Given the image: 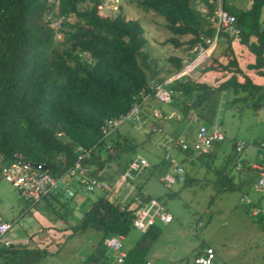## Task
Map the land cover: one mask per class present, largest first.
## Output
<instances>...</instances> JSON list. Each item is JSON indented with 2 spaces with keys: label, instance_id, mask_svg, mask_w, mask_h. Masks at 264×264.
<instances>
[{
  "label": "trees",
  "instance_id": "trees-1",
  "mask_svg": "<svg viewBox=\"0 0 264 264\" xmlns=\"http://www.w3.org/2000/svg\"><path fill=\"white\" fill-rule=\"evenodd\" d=\"M103 1L0 0V160L12 162L19 154L23 161L32 165H45L48 173L61 177L67 186L71 185L68 188L75 189L76 184H73V177L69 173L76 160L75 148L80 145L91 149L90 157L85 160L90 174L106 180L110 186L104 191H94L96 196L88 208L74 225H69L71 234L88 230L98 234L96 243L82 257L81 264L104 263L108 250L103 240L111 235H122L124 239L135 229L129 203L121 208L115 201L111 186L134 159L138 144L133 137L117 129L104 137L101 127L105 120L125 114L134 104L142 103L143 95L152 94L154 84H151L147 74L150 73L152 78L158 74V70L152 67L155 60L144 50L146 37L139 20L125 19L121 2L116 12H99L97 6ZM130 2L145 12L161 16L167 30L176 36L168 39L176 47L183 44L187 48L198 43L204 45L205 39L213 38L217 0ZM198 5H203L206 11L202 12ZM221 6L235 16L238 40L254 55V62L247 67L264 76V27L260 21L264 0H251L250 7L245 10L228 8L227 0H221ZM57 20L58 26L55 25ZM186 35H190V38L180 39ZM251 37L255 40H251ZM220 39L228 42L227 62L211 58V62L201 71H227L232 73L228 79L217 86L191 77L186 80L176 78L170 82L174 95L169 103L175 104L181 98L184 118L190 109L200 107L216 89L232 88L234 94L242 91L250 99L254 94H259L263 87L253 84L239 67L230 48L233 38L220 30L216 42ZM170 61L174 65L168 71L170 75L178 73L185 64L177 57H171ZM199 61L196 63L200 64ZM237 74L243 76L242 82L237 80ZM164 80L157 78L155 83ZM262 97L259 94L255 101L251 100V105L255 106ZM200 115L203 121L212 123L211 112L209 116L202 112ZM146 120L143 116L142 121ZM222 141L196 158L192 157L195 155L192 151L174 147L175 153L179 152L181 157L178 158L176 154L172 156L187 168L181 188L193 182L189 174L195 161H202L205 166L211 164ZM235 143H232L226 159L214 167L217 182L215 193L220 195L237 191L250 196L254 192L257 194L255 200L251 199L248 204L244 201L241 203L248 207L249 213L252 207H259L262 212L256 216L263 213L264 217V191L258 193L252 189L257 179V174L249 166L254 151H249L250 159L241 160L243 169L238 171L234 169L237 162ZM163 161L168 168L169 163L164 157ZM188 161L193 165L189 166ZM138 188V204L152 198L141 192L142 184H138ZM61 191L58 189L50 196L51 207L58 205L64 208L68 203H60ZM76 194L75 190L73 196ZM213 199L214 194L210 202ZM25 203V210L34 205L27 201ZM158 233L156 224L145 232L139 231L133 246L125 251L126 256L121 264H144L148 261V251ZM34 250L7 245L0 249V258L8 259L5 264H18Z\"/></svg>",
  "mask_w": 264,
  "mask_h": 264
},
{
  "label": "rangeland",
  "instance_id": "rangeland-1",
  "mask_svg": "<svg viewBox=\"0 0 264 264\" xmlns=\"http://www.w3.org/2000/svg\"><path fill=\"white\" fill-rule=\"evenodd\" d=\"M120 2L124 18L137 19L144 28L146 37L144 50L148 51L151 58L155 60L152 67L158 70L155 78H152L150 73L147 74L151 84H155L157 78L167 80L171 76L174 77L168 74V71L174 67L170 61L171 57L180 58L187 64L196 59L201 52L212 47L214 56L219 61L226 62V56L223 54L225 42L222 39L213 43L212 38L209 41L211 43L206 40L204 45L198 43L191 48H187L185 44L176 47L168 41L175 35L167 30L161 16L143 11L130 0ZM250 3L251 0H227L228 8L232 9L245 10L250 7ZM198 8L202 12L206 11L203 5H198ZM102 12L105 13L104 10ZM260 21L264 26V6L261 10ZM58 22L59 20L55 22L56 26ZM229 37L233 38L236 52L238 49L244 52L239 54L241 57V65H239L243 72L253 84L263 86L259 90V94L263 97L255 106H252L251 102L255 101L259 94H254L249 99L242 91L234 94L231 91L232 88L216 89L214 93L208 95L200 107L190 109L187 117L184 118L181 98L172 104L160 102L149 94L143 100V102L146 101V105L142 106V102L140 110L141 116L147 120L145 122L127 120L117 127L118 132L126 133L137 141L136 155L144 157L149 165L144 175L141 173L139 176L126 179L119 189L117 188L118 190L112 184L111 192L117 190L115 201L120 204L121 208L128 203L130 207L132 202L131 206L135 205L137 202L135 199L139 196L138 184H142L141 192L156 198L173 218L167 224L156 222L159 228L158 237L147 254L148 260L153 264H192L195 253L201 246H210L215 250L212 264H264L263 213L252 217L248 207L241 203V197L244 195L237 191L220 195L215 193L217 182L214 167L226 159L231 151L232 143L243 142L247 150L253 144L264 141V76L255 69L247 67L251 59L248 53L241 50L243 47L237 43L238 35ZM188 38L190 35L180 39ZM224 53L227 55V49ZM250 54L253 59V54ZM199 60L200 64L197 68L191 70L192 79L199 82L204 81L210 86H217L232 75L227 71L214 70L212 75L206 79L200 76L199 71L202 73L200 68L211 62V55L203 57L202 54ZM182 80H186L185 77ZM237 80L242 82L243 76L237 74ZM153 111H156L157 115L161 113L162 115L155 116ZM201 112L205 116H209L211 112L212 123L218 124L225 138L218 146L213 162L208 163V166H205L202 161L198 162L199 160L195 161L194 165L188 161L189 166L193 165L189 174L193 178L191 185L181 188L180 184L174 183L168 187L163 178L169 171V165L167 168L163 157L166 153L181 157L179 152L174 151V141L184 139L189 142L192 139L190 132L195 133L197 124L192 123L191 119L193 114L200 118ZM197 155L192 157L196 158ZM236 160H238L237 156ZM69 174L73 177V184H76L75 189L78 188L79 181L76 173ZM68 187L71 185L67 186L64 182L59 183L58 189L63 193L59 201L62 204L68 201L64 208L50 205L49 196L55 194L58 190L55 189L49 196L25 210L26 203L18 190L0 176V215L11 224L6 236L13 239L17 246H29L35 249L18 264H81V258L91 251L98 239V234L94 230L75 233L71 236L68 235L69 231L66 234L57 232V226L74 225L78 216L76 208L85 209L96 196V192L89 193L87 198L77 193L75 198L70 199L71 196L67 193ZM213 194L215 199L210 202ZM246 195L250 199L254 198L253 200L257 197L254 192L250 196ZM75 203L78 204L77 207L74 206ZM262 208L264 209L263 206ZM259 217H261V223ZM138 235L139 231L132 229L122 240V250H129ZM37 250L40 251L36 252Z\"/></svg>",
  "mask_w": 264,
  "mask_h": 264
},
{
  "label": "built area",
  "instance_id": "built-area-1",
  "mask_svg": "<svg viewBox=\"0 0 264 264\" xmlns=\"http://www.w3.org/2000/svg\"><path fill=\"white\" fill-rule=\"evenodd\" d=\"M121 0H104L103 3L98 4L97 9L103 13L102 10L107 12H116ZM212 1V0H210ZM214 37L218 35L221 30L226 32L229 36H237L239 29L236 25V19L233 14L224 10L221 6V2L217 0V7L214 10ZM210 39H205V41ZM212 40V39H211ZM211 43V42H209ZM211 45V44H209ZM208 45V46H209ZM208 48V47H207ZM209 49V48H208ZM207 50V49H206ZM201 52L196 60L206 51ZM193 61L183 65V68L176 73L177 76H171L163 82H158L153 85L152 95L160 102H171L174 91L170 86V82L176 78L187 79L191 77L190 73L197 63L193 64ZM148 96V95H146ZM143 95V100L146 98ZM141 103L134 104L133 107L125 114H121L116 118H110L105 120L104 125L101 127L103 136H108L124 121H141L142 116L140 114ZM159 113V112H158ZM161 113V112H160ZM153 115H157L156 111H153ZM192 123L197 124V129L193 138L188 142L184 139H176L174 146L179 147L181 150H189L195 154L208 153L214 144L224 139V133L217 123H207L201 118L193 114L191 119ZM246 144L240 141L235 143V151L238 157L235 169H243L242 157L247 150H253L254 158L249 162L250 168L257 174V179L254 182L252 189L255 192L262 193L264 191V141L253 144L246 151ZM76 160L73 169L70 171L75 172L77 180L79 181L78 188L84 194L93 193L94 191H104L109 189V183L104 179H99L96 176L90 174V168L85 164V160L90 157L91 149H86L80 145L76 146ZM18 157L12 162H3L0 160V176L13 187H15L20 193L21 197L29 204H36L43 197L49 195L53 190L59 188V183L63 182L61 177H56L48 173L45 169H42L41 164L32 165L29 162L23 161L19 154ZM164 159L169 163V171L165 173L163 181L169 187L174 183L182 184L185 179L186 170L179 159L172 156L170 153L164 155ZM148 161L141 155H136L131 160L126 169L120 175V178L114 182L115 188H119L123 181L128 178H134L143 173L148 167ZM171 171V172H170ZM134 176V177H133ZM76 189L68 188L67 193L69 196L74 195ZM130 203L128 209L131 210L133 215V227L140 231L145 232L149 227L154 226L157 221L167 224L172 221V215L163 207L162 204L156 198H150L147 202L138 204ZM241 201L250 203L251 199L244 195L241 197ZM262 211L259 207L254 206L250 210V214L256 216ZM11 228V224L7 222L0 215V249L3 246L10 245L6 240V235ZM122 235H111L103 240V245L108 250V254L104 257V263L102 264H121L125 259V251L122 250ZM215 258V250L210 246H201L195 253L192 264H212ZM144 264H153L148 260Z\"/></svg>",
  "mask_w": 264,
  "mask_h": 264
},
{
  "label": "crops",
  "instance_id": "crops-1",
  "mask_svg": "<svg viewBox=\"0 0 264 264\" xmlns=\"http://www.w3.org/2000/svg\"><path fill=\"white\" fill-rule=\"evenodd\" d=\"M220 1V0H219ZM263 9V8H262ZM261 26H262V23H261ZM262 27H264V26H262ZM251 40H255V38L254 37H251ZM224 41V40H223ZM225 42V47H224V52H225V49L228 47V42L227 41H224ZM233 39L230 41V48H232L233 49V52H234V57L237 59V62H238V65L240 64L241 65V62H240V60H241V57L239 56V54L240 53H244V52H240V49H238V51L236 52V48H235V46H233ZM238 44H239V46H242L243 48H241V50H243V51H245L246 53H248V57L251 59L250 60V62L249 63H253L254 62V55H253V59H252V56H251V52L248 50V48L245 46V45H243V44H241L240 42H239V40H238V42H237ZM212 50H213V48L209 51V53L205 56V57H207L209 54L211 55V58H216V56H214V54H213V52H212ZM223 52V54L226 56V54ZM212 53V54H211ZM219 61V60H218ZM219 62H221V61H219ZM226 62H227V56H226ZM225 62V63H226ZM222 63H224V62H222ZM240 65H239V67H240ZM248 65V64H247ZM195 68H197V67H195ZM195 68H194V70H195ZM202 68V67H201ZM201 68H200V70H201ZM241 68V67H240ZM213 71L214 70H210V71H206V72H202V73H200V71H199V74H200V76H203L204 78H208V76L209 75H212V73H213ZM222 72H224V71H222ZM211 73V74H210ZM230 74H232V73H230ZM228 79V78H227ZM201 82V81H200ZM202 82H204V81H202ZM205 83V82H204ZM145 102L146 101H144L143 103H142V106H145L146 104H145ZM194 134L195 133H191L190 132V135H191V138H193V136H194ZM250 151V150H249ZM245 152L244 153V155H243V157H242V159L244 158V159H250L251 158V156H250V152ZM251 154H252V152H251ZM119 189V188H118ZM117 189V190H118ZM116 190V191H117ZM116 191H113L112 193H113V196L115 197L116 196V194H115V192ZM76 192L77 193H81L80 195H82L84 198H87V197H89L88 195L89 194H84V193H82L80 190H79V188H77L76 187ZM149 195V194H148ZM151 196V195H150ZM75 198V197H74ZM49 199H51L50 198V196H49ZM74 206H78V204L77 203H75V205ZM88 206H89V204H88ZM88 207H86L85 209H87ZM77 210H78V216H77V219L80 217V215H81V213L85 210V209H83V208H76ZM76 219V220H77ZM61 223V222H60ZM170 223V222H169ZM58 227V229H57V232H59L60 234H66L67 233V231H69L70 233L68 234V235H74V234H71V230L69 229V226L68 225H62V226H57ZM91 237V236H90ZM90 237H89V239H90ZM6 240L10 243V245H17V244H15L14 243V241H13V239H9L7 236H6ZM23 243H25V242H23ZM25 247H27V248H30V249H32L31 247H29V246H25ZM82 259V258H81ZM7 260L8 259H6V258H0V264H5V262H7ZM7 264H11L10 262L9 263H7Z\"/></svg>",
  "mask_w": 264,
  "mask_h": 264
},
{
  "label": "water",
  "instance_id": "water-1",
  "mask_svg": "<svg viewBox=\"0 0 264 264\" xmlns=\"http://www.w3.org/2000/svg\"><path fill=\"white\" fill-rule=\"evenodd\" d=\"M220 2H221V0H220ZM216 39H217V35L214 37V42H213V43L216 42ZM211 49H212V47L209 48V49L204 53V56H203V57H205V56L209 53V51H210ZM196 62H197V60L194 59L193 64H196ZM36 165H37V164H35V166H36ZM41 167H42V169H46V166H45V165H41Z\"/></svg>",
  "mask_w": 264,
  "mask_h": 264
},
{
  "label": "bare ground",
  "instance_id": "bare-ground-1",
  "mask_svg": "<svg viewBox=\"0 0 264 264\" xmlns=\"http://www.w3.org/2000/svg\"><path fill=\"white\" fill-rule=\"evenodd\" d=\"M200 56H202V55H200ZM200 58V57H199ZM199 58L197 59V60H199Z\"/></svg>",
  "mask_w": 264,
  "mask_h": 264
}]
</instances>
